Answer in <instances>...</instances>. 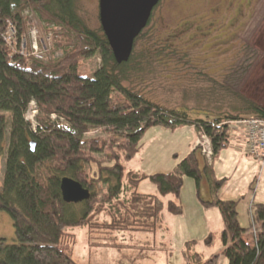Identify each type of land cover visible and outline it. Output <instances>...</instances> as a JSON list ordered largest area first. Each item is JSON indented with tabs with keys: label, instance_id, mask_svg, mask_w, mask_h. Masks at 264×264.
Listing matches in <instances>:
<instances>
[{
	"label": "trees",
	"instance_id": "trees-1",
	"mask_svg": "<svg viewBox=\"0 0 264 264\" xmlns=\"http://www.w3.org/2000/svg\"><path fill=\"white\" fill-rule=\"evenodd\" d=\"M76 1L0 0V158L5 160L0 210L11 218L16 240L7 244L0 239V264H78L61 245L62 240L73 237L66 232L68 224L114 232H152L163 215L182 213L174 199L164 198L179 195L184 177L198 184L202 174L213 199L201 203L219 211L223 229L216 238L221 240L226 263L264 264V204L254 205L252 232L241 228L236 202L217 198L225 180L215 179L212 163L205 162L199 169L197 147L168 173L144 175L125 167L139 151L145 130L152 126L175 129L184 125L203 133L210 141L213 160L230 145L227 122L248 117L264 119V108L240 98L238 108L251 116L224 115L208 121L191 119L184 110L165 109L149 101L124 85L128 75L140 69L134 50L141 33L128 61L117 64L101 28L93 30L85 25L77 13ZM25 11L36 16L38 34L44 30L49 61L21 56L17 51L23 33L31 26L37 27L23 15ZM9 24L14 34L7 43L4 37ZM148 40L151 42L143 44L148 52L145 54L171 53L168 44ZM57 50L61 56L54 58ZM145 54L143 59L149 61ZM95 55L100 66L93 77L81 76V62ZM31 101L37 111L34 131L24 120ZM52 115L57 118L51 119ZM93 130L107 138L83 140ZM30 142H34L33 151ZM62 177L80 183L89 191V199L78 203L79 207L64 203L59 190ZM110 178L115 183L108 185L104 193L94 192V185L108 184ZM144 180L153 183L156 191L138 192ZM90 218L97 222H88ZM213 241L211 233L203 239L210 249ZM194 245V241L185 243L182 264H217L218 255L204 258Z\"/></svg>",
	"mask_w": 264,
	"mask_h": 264
},
{
	"label": "rangeland",
	"instance_id": "rangeland-1",
	"mask_svg": "<svg viewBox=\"0 0 264 264\" xmlns=\"http://www.w3.org/2000/svg\"><path fill=\"white\" fill-rule=\"evenodd\" d=\"M76 8L88 28H100L98 0H77ZM26 12L25 17L37 25L36 28L34 26L36 33L30 36V30L23 33L17 51L27 54L28 50V55L34 57L40 53L42 59L38 61H49L44 30L38 34L36 16L30 11ZM148 39L168 44L171 53L161 56L145 54L148 52L143 50V44ZM31 44H34L32 49ZM135 45V61L140 62V69L130 73L124 85L165 109L184 110L191 119L211 121L216 116H251L238 108H241L240 98L264 108V0H160ZM55 52L54 58H59L61 52ZM144 54L149 61L143 59ZM99 66L100 60L95 55L81 62L79 74L92 78ZM5 116L8 119L7 113ZM4 134L3 143L6 146L7 132ZM106 138L99 130L83 136V140ZM198 139L200 133L189 126L175 129L149 127L139 141V151L125 167L144 175L168 173L196 147ZM247 144V139L239 135L229 147L258 165V174L249 193L251 198L257 193L252 199V210L249 212L251 203L247 205L239 201L240 212H237L240 227L250 233L254 205L264 204V172L260 170L264 167V159L250 156L246 151ZM225 153L223 151L220 156ZM221 158L212 160V168L216 177H227V190L231 192L233 187L237 188L242 183V175L246 174L247 169L237 170L232 176L235 159H232L231 164L222 166L224 160ZM4 167L5 160L1 157L0 188ZM229 176H232L230 181ZM201 178L206 176L202 174ZM108 181V184L94 185V192L100 195L108 185L115 183L112 178ZM137 191L153 193L156 188L149 180H144ZM202 192V186L184 177L179 195L164 198V201L174 199L182 213L163 215L154 231L114 232L90 229L88 225L68 224L66 232L73 237L65 238L61 245L78 264H182L185 243L194 241L193 248L204 258L213 251L218 255L217 264H227L222 255L221 240L216 238L217 232L212 230L216 226L215 221L211 218V225L206 224L202 213L197 212V206L200 205L197 194ZM93 221L96 219L88 220L91 223ZM209 226L212 232L207 229ZM210 233L214 236L211 249L203 243ZM0 239L7 244L16 243L11 218L1 210Z\"/></svg>",
	"mask_w": 264,
	"mask_h": 264
},
{
	"label": "water",
	"instance_id": "water-1",
	"mask_svg": "<svg viewBox=\"0 0 264 264\" xmlns=\"http://www.w3.org/2000/svg\"><path fill=\"white\" fill-rule=\"evenodd\" d=\"M160 0H98V19L112 56L117 64L128 61L135 39L147 25ZM33 151L34 142H30ZM61 199L67 204L86 201L90 193L80 183L62 177L59 183Z\"/></svg>",
	"mask_w": 264,
	"mask_h": 264
},
{
	"label": "crops",
	"instance_id": "crops-1",
	"mask_svg": "<svg viewBox=\"0 0 264 264\" xmlns=\"http://www.w3.org/2000/svg\"><path fill=\"white\" fill-rule=\"evenodd\" d=\"M191 146H193V144L190 145L189 148H191ZM220 151L217 153L216 156H214L213 160L222 157L221 160H224L222 166L223 165L227 166L228 164L232 163V159L234 158L235 159L234 165L231 169L232 176L235 174V172H237V170L243 171V170L247 169L246 174L242 175L243 176L242 177V183H240L239 187H237V188L233 187V190H231V192H230L229 190H227V185H228V183H226L227 177H223V178L216 177L214 169L212 168L213 175H214L215 179L225 180L224 181L225 183L222 184V187L219 189V191L217 193V198L219 200H223V201H234V202H236V210H237V212H240L239 211V209H240L239 201H242V202H244V204H247V205L250 203H251V205H253L252 199H254L255 196L257 195V193H255L254 197L251 198V195L249 193L251 191V187L253 186L254 178L258 174V165L256 162L250 160L249 158H247L244 155H241V153H239L237 150H235L233 148L227 147V148L221 149ZM223 151H226V153L223 156H220ZM195 156H196L197 161H198L199 169L202 170L204 167L205 160L201 156V154L199 153L198 150L195 151ZM211 166L213 167V163ZM260 170H261V173H263L264 167ZM232 176L228 177V181H230L232 179ZM198 185L202 186L203 192L201 194H197V200L200 203V205L197 206V212L202 213V216H203L202 218L205 221L204 223H206V224L208 223L209 225H211V218H212V220L215 221L216 226L212 230H215L214 232H217L216 234H218L223 229V224L221 221L219 211L215 207H206L201 203L202 200L203 201H209V200L213 199V195L211 193V190L209 187V182H208L207 178H201L198 182ZM256 192H257V190H256ZM248 200H249V202H248ZM262 202H264V201H262ZM249 209H250V206H249ZM238 216H239V213L237 214V217ZM210 228H211V226L207 227L208 230H210ZM209 232H212V231L210 230ZM212 253H214V252L211 251L207 256L211 255Z\"/></svg>",
	"mask_w": 264,
	"mask_h": 264
},
{
	"label": "built area",
	"instance_id": "built-area-1",
	"mask_svg": "<svg viewBox=\"0 0 264 264\" xmlns=\"http://www.w3.org/2000/svg\"><path fill=\"white\" fill-rule=\"evenodd\" d=\"M25 13L27 12L25 11ZM8 26L9 27L6 30L4 40L7 43H10L11 42L10 40L12 39L14 34V29L12 28V25L9 24ZM34 29L35 28L32 26L30 27L29 36L34 35L36 33ZM33 45L31 44V49ZM41 45H43V43H41ZM26 52L27 54L23 52H20L19 54L21 56L27 57L29 56L28 55L29 52L28 50ZM32 57L37 60L42 59L40 53L35 57L34 56ZM36 112L37 111L34 101H31L28 104V107L24 113V120L29 123L30 129L32 131H34L37 126L35 121ZM55 118L56 117L54 115L51 116V119H55ZM254 120L256 121L254 122ZM227 126H228L227 135L229 137L230 144H232L233 140H235V138H237L239 135H243L244 138L247 139V143H248L247 144L248 149L246 150L247 153L256 159L257 158L259 160L264 159V119L263 118L248 117V118L236 119V120L228 121ZM196 147L199 153L201 154V156L204 158L205 162L208 165H210L212 160L211 144L209 139L203 133H200V139H198Z\"/></svg>",
	"mask_w": 264,
	"mask_h": 264
}]
</instances>
